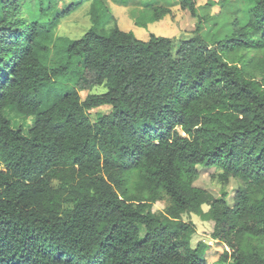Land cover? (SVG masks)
<instances>
[{
    "label": "trees",
    "instance_id": "16d2710c",
    "mask_svg": "<svg viewBox=\"0 0 264 264\" xmlns=\"http://www.w3.org/2000/svg\"><path fill=\"white\" fill-rule=\"evenodd\" d=\"M62 1L0 0V264H264V0L213 44L197 0L145 1L138 26L175 4L196 19L189 37L146 40L103 0ZM90 1L89 30L57 37ZM103 105L94 122L88 110ZM10 110L32 127H14ZM199 167L239 181L232 203L194 185ZM184 214L214 222L215 262Z\"/></svg>",
    "mask_w": 264,
    "mask_h": 264
},
{
    "label": "rangeland",
    "instance_id": "374dc122",
    "mask_svg": "<svg viewBox=\"0 0 264 264\" xmlns=\"http://www.w3.org/2000/svg\"><path fill=\"white\" fill-rule=\"evenodd\" d=\"M145 1L147 0H103L104 7L109 10V13L116 18V21L121 29L132 30L135 35L140 39H148L150 33H155L162 36H172L176 38L189 37L193 34L195 28L196 19L191 17L188 11L180 8L175 4L172 6V14L167 15L160 21L149 23L147 27H141L134 23V19L131 14H137L142 7H145ZM173 1V0H171ZM177 0H174L173 4ZM200 5V13L207 15V20L203 25L204 37L213 44L215 41L222 39L227 33L232 31V20L235 16L240 18L242 22H245L248 16L247 10L250 7L249 0H214L217 1L213 6H206L209 1L213 0H197ZM92 1L86 3L73 11L69 16L62 19L61 23L57 27L55 34L57 37H68L70 39L80 38L86 31L94 24V17L89 12V7ZM63 5V1L60 0V6ZM99 6V4H97ZM102 8L98 7V12L101 13ZM30 14L33 17L39 16L37 7L32 6ZM101 29L108 33L110 32L113 22L109 18L104 17L100 25ZM62 43V41H59ZM63 83V82H62ZM68 86L63 85L64 88L74 86L72 83H68ZM63 88L60 90L62 92ZM106 90L104 86H96L91 91L81 90L80 95L82 100H85L90 92L102 93ZM44 107H48L53 100L56 99V95L51 94L43 95ZM112 111L111 106L103 105L97 108L88 110V114L91 119L96 122L101 116L108 114ZM8 116L12 119L14 127H22L29 130L33 123V116H25L16 111L10 110L7 112ZM200 173L194 181V185L202 187L210 191L215 197H220L224 192L229 194L228 200L233 202V196L238 190L239 181L231 178L227 184L219 182L214 176L216 174L215 168L199 167ZM165 202H157L153 210L160 211L165 207ZM207 210L208 207L204 206ZM183 219L185 221L193 222L196 225L197 231L193 236V246L197 243L204 242L209 244V249L206 253L207 260L209 262H215L224 246L215 241L211 237V233L214 228L213 221H205L196 214H184ZM142 236L145 234V228L141 226Z\"/></svg>",
    "mask_w": 264,
    "mask_h": 264
}]
</instances>
